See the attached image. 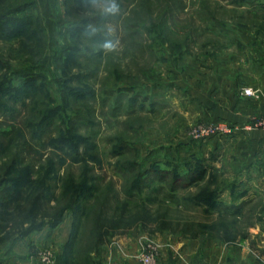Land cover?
Listing matches in <instances>:
<instances>
[{
  "label": "rangeland",
  "instance_id": "obj_1",
  "mask_svg": "<svg viewBox=\"0 0 264 264\" xmlns=\"http://www.w3.org/2000/svg\"><path fill=\"white\" fill-rule=\"evenodd\" d=\"M36 4L46 39L39 55L36 48L19 49L15 38L0 37V83L8 79L7 85L18 86L29 73L40 72L49 90V98L40 94L31 100L0 94V129H14L0 147V171L8 162L14 165L11 182L0 186V198L12 200L10 236L0 242V262L33 258L35 264H57L74 227L79 248L99 218L118 226L104 234L98 251L90 250L101 259L105 249H127L134 256L140 241L162 248L176 238L195 237L185 228L198 231V238L219 237L223 226L213 218L221 207L187 202L185 196L198 191L197 184L211 183L207 188L217 191L233 182L238 153L233 140L227 150L226 135L262 129L257 122L264 117V0ZM74 23L98 33L99 40L82 38L77 44L71 36ZM65 47L79 48L75 60ZM246 88L254 94H244ZM82 91L87 92L80 96ZM51 108L56 112L44 131L29 125ZM59 127L74 129L73 144H58ZM196 160L208 166L203 181H181L171 188L174 175L183 177ZM138 170L143 171L140 190L126 196ZM22 177L27 184L16 194L12 185ZM80 183L94 187L92 194L78 198L80 222L66 211L57 225L46 222L21 235L17 225L28 227L29 222L16 214L17 206L29 210L31 195L44 187L47 198L40 200L39 219L48 221ZM246 208L231 226L236 238L247 236L261 219L254 218L255 206ZM232 219L226 214L227 222Z\"/></svg>",
  "mask_w": 264,
  "mask_h": 264
},
{
  "label": "trees",
  "instance_id": "obj_2",
  "mask_svg": "<svg viewBox=\"0 0 264 264\" xmlns=\"http://www.w3.org/2000/svg\"><path fill=\"white\" fill-rule=\"evenodd\" d=\"M76 2H79L80 4L82 3H89L91 0H75ZM37 0H0V37L4 38V40H11L12 38H15L16 42L18 43L19 49H33L36 48L37 50L36 53L39 55L42 48L46 46V39L44 37L43 33V23L42 19L40 17V14L38 12L37 8ZM85 24V23H84ZM72 34L71 36L74 38L73 40L77 41V44L82 40V38H88L89 41H97L99 40L98 37L100 35L92 29H89L82 25L81 23H74L72 26ZM128 34V33H127ZM135 34V33H134ZM67 48V49H66ZM21 49V50H22ZM64 49V48H63ZM67 52L68 58H74L78 55V50L79 48L73 47L68 48L65 47ZM64 49V51H65ZM72 51L73 53H70ZM69 59V60H70ZM0 64H2V60L0 59ZM38 66V63L35 65H32L31 68L32 70L36 69ZM30 76L26 77V79L23 83H21L18 86H14L13 84L7 85L6 83L8 82V79H5L4 82L0 83V94L1 96H5V98H15L16 96H21V97H28L29 100L38 98L40 94H45L44 96H48V86L47 83H42L43 81V73L36 72V73H29ZM47 87V88H46ZM61 91V89H60ZM2 92V93H1ZM83 93H79L80 96H83L87 91H82ZM63 99L67 100L66 97V92L62 93ZM74 96H76L74 94ZM49 98V96H48ZM2 99V98H1ZM0 99V100H1ZM13 104V102H12ZM14 110V109H13ZM44 110H40L42 113ZM12 112V110H10ZM56 111L51 108L49 111H45L42 118L37 121L36 123L29 122V125L35 126L38 129V132H42L45 130V126H48L51 123V120L53 118V114ZM34 116H37V111H35ZM37 124V125H36ZM36 129V130H37ZM14 130V129H13ZM13 130H2L0 129V147L2 146V140L3 138H11L12 134L14 133ZM66 130V131H65ZM58 132L59 136L57 139L58 144L61 146H64L65 142L71 141L73 144V140L77 138V136L74 134V129L73 131L70 130V127H66L64 130L59 127ZM39 136V134H37ZM51 141V139H49ZM75 141V140H74ZM28 147L31 146L32 144H27ZM33 146V145H32ZM62 148V147H60ZM31 149V147H29ZM193 165V167H191ZM13 161L8 162V164H4L1 168L0 171V186L7 181L11 182V179H9L10 174L13 169ZM132 168H128V170H131ZM126 170V173L124 176L129 172ZM208 171V166L202 161V160H196L195 163H188V170L186 173L183 174V177L181 175H174L175 177L173 178V185H171V188H175L174 185L177 184V182L181 181H186L187 184L189 183L188 181L196 183L197 181H203L202 179L206 176ZM143 171L138 170V177L137 181L131 183V186L129 189L125 191L126 196H132L135 194L137 191L140 190V181L143 179ZM21 179V178H20ZM130 179V178H129ZM180 179V180H179ZM188 180V181H187ZM28 179L25 177H22L21 180L16 181L12 186H14V189L19 193L23 185L27 184ZM207 182V181H206ZM210 182V181H209ZM208 184V185H207ZM211 184V183H210ZM209 183H205L204 185H196L198 187V191H195L194 193H188V195L185 196V199L187 202L193 201V202H199L201 204H204L205 206L208 207H213L215 205H218L219 208L222 207V202L220 200V194L222 191L221 189H218L217 191L215 190H209L207 187L210 185ZM185 185V184H184ZM234 185V182H231L228 187L232 188ZM22 191V190H21ZM47 190L44 187H41L36 194L31 195V200L29 204V210L24 209V207L17 206L16 207V214L17 215H23L28 219L29 226L24 227L23 223L21 222L18 224V230L21 232V235L28 234L29 232L41 228L42 226L45 225L47 222L51 226L57 225L63 218V214L66 211H70L74 215V219L76 222H80L82 213L81 210L78 209V198L82 194H92L94 191L93 186H87L85 183H80L77 186V190L75 189V192L73 195H68L65 200L63 201L62 204H64V207H60L59 210L56 212L54 217L48 218V221H42L39 218H41V210L43 208L42 202L40 203L41 199L47 198V193H45ZM108 192L111 193V189H107L104 193L105 196H107V200L109 199L108 197ZM22 193V192H21ZM171 194H174L173 191ZM21 195V194H19ZM105 198V201H106ZM126 198V197H125ZM12 202V200L8 199L5 200L0 198V242L5 241L6 239L9 238V227H8V222H7V215L9 212V205ZM106 205V203L104 204ZM103 205V206H104ZM27 207V206H26ZM222 210H227V207L222 209L220 208V212L215 215V218H213V222L216 221L215 223H220L224 224L221 233L217 234L224 239H233L236 238L233 235L232 228L234 227L233 222H237V212H238V207L235 208V211H231V213H223ZM26 214V215H24ZM226 214L227 216L232 217L233 219L230 220L229 222L226 221ZM209 216V215H208ZM146 222H149L148 220H145ZM226 223V224H225ZM233 227L231 228V226ZM118 227L116 224H107L104 223L102 220L97 219L94 224V228L92 229V233H90L89 239L82 244H80L79 248L76 247L77 243H75V238H76V230L77 228L74 227V230L71 234V237L69 240L65 243L64 245V252L61 253L58 256L57 264H103L102 259L97 255L91 254L92 252L90 251L92 248H95L97 251L98 249L101 248V246L104 243V234H108L110 232V229L113 230V228ZM116 231V230H114ZM183 231H190L191 235L197 236L198 231H191L188 230L187 228L183 229ZM245 236V235H243ZM78 246V245H77ZM78 248V249H77ZM75 256L81 260V262H76L75 261ZM74 257V259H72Z\"/></svg>",
  "mask_w": 264,
  "mask_h": 264
},
{
  "label": "crops",
  "instance_id": "obj_3",
  "mask_svg": "<svg viewBox=\"0 0 264 264\" xmlns=\"http://www.w3.org/2000/svg\"><path fill=\"white\" fill-rule=\"evenodd\" d=\"M225 139L228 151L229 141L235 143L238 173L233 187L227 186L221 191V208L227 207L222 212L231 213L238 207L239 218L248 205H253L254 218L261 217L260 221L253 222L247 236L236 239L217 236L176 238L170 245L162 246L157 264H264V130L251 129L232 137L226 135ZM106 250L103 264H141L127 249L124 252L116 248ZM10 262L35 264L33 258L11 259Z\"/></svg>",
  "mask_w": 264,
  "mask_h": 264
},
{
  "label": "built area",
  "instance_id": "obj_4",
  "mask_svg": "<svg viewBox=\"0 0 264 264\" xmlns=\"http://www.w3.org/2000/svg\"><path fill=\"white\" fill-rule=\"evenodd\" d=\"M244 94L252 95L254 91L252 89L246 88L244 89ZM257 125L264 129V117L259 119ZM205 132L211 131L209 129L203 130ZM161 246L159 243L155 241H140L139 248L134 255V257L141 263V264H157V257L160 253ZM49 262V259H48ZM0 264H9L6 261H1Z\"/></svg>",
  "mask_w": 264,
  "mask_h": 264
},
{
  "label": "clouds",
  "instance_id": "obj_5",
  "mask_svg": "<svg viewBox=\"0 0 264 264\" xmlns=\"http://www.w3.org/2000/svg\"><path fill=\"white\" fill-rule=\"evenodd\" d=\"M115 8H116V5L113 4L112 8L109 9V10H110V11H111V10H115ZM105 47H111V44H110V43H107V44H105Z\"/></svg>",
  "mask_w": 264,
  "mask_h": 264
}]
</instances>
